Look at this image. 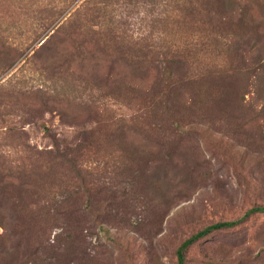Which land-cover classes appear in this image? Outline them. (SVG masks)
<instances>
[{"label":"rangeland","instance_id":"rangeland-1","mask_svg":"<svg viewBox=\"0 0 264 264\" xmlns=\"http://www.w3.org/2000/svg\"><path fill=\"white\" fill-rule=\"evenodd\" d=\"M23 1L11 9L0 0V47L3 36L26 47L0 61V236L10 246L0 264H175V249L192 233L264 205V99L252 88L242 96L222 89L217 104L191 90L197 111L190 118L177 126L159 121L122 71L84 79L71 63L64 72L65 56L45 58L100 0ZM22 11L30 12L24 27ZM43 16L46 26L38 24ZM33 26L42 32L21 37ZM146 28L135 23L117 42L159 43ZM220 57L215 64L187 59L191 74L183 80L197 89L200 73L220 62L221 74L241 71L232 75L241 79L243 66L229 62L235 54ZM56 147L79 148L74 165L44 166L41 154ZM58 204L78 214L54 218ZM183 264H264V212L196 239Z\"/></svg>","mask_w":264,"mask_h":264},{"label":"trees","instance_id":"trees-1","mask_svg":"<svg viewBox=\"0 0 264 264\" xmlns=\"http://www.w3.org/2000/svg\"><path fill=\"white\" fill-rule=\"evenodd\" d=\"M15 1L9 0L11 9ZM23 5L28 7L27 4ZM29 14V11L19 12L17 20L22 27L26 26L25 19ZM7 15V19L16 18V10ZM37 20L39 25L45 22L46 26L47 19L44 16ZM142 22L149 25L146 36L157 38L159 43L131 46L117 42L128 37L127 31L133 24L140 25ZM24 31L26 35L22 36ZM40 32L33 26L29 31L21 30L19 34L23 38L31 34L34 38ZM2 38V63L16 59L26 49L20 43L8 42L6 36ZM48 39L40 48L47 47ZM56 48L51 56L46 55L45 58L65 56L67 64L64 72L69 70V63L75 64L76 69L72 66L71 73L84 79L95 80L101 75L107 78L122 71L124 76L129 77V87L138 89L147 98L157 120L171 121L175 126L182 117L192 116L193 107L197 111L191 90L202 92V96L207 95L206 101L211 104L219 102L216 96L222 94V89L233 90L234 87L241 96L252 88L255 94L264 99V0H100V5L82 12L81 21L71 31L65 32ZM129 53L130 57L125 59ZM231 54H235V57L229 62L237 61L236 66L240 67L239 63L243 66L241 79L232 76L241 71L221 74L223 69H218L222 66L220 62L213 65L215 69L212 72L207 68L200 73L201 85L197 89L193 88L195 81H189V77L183 80L186 74H191L187 59L206 62L210 57L211 61H217L222 60L220 55L228 58ZM100 62L108 63L104 71L98 67ZM121 65L129 69L125 70ZM62 73L60 70L59 75ZM199 102H202L200 98ZM55 149L57 153L46 151L41 154H47L41 162L44 161V166L47 164L49 169L58 163L61 165L64 160L73 164L79 156V148L70 152H62L57 147ZM66 208L69 209L61 204L52 207V217L57 218L63 213L78 214L76 207L69 209V212ZM17 212L26 215L23 208H18ZM255 212H264V205L250 207L238 219L210 223L192 233L175 249V264L184 263L185 250L196 239L211 230L232 226ZM21 226L22 231H25L24 225ZM3 241L0 236V253L10 247Z\"/></svg>","mask_w":264,"mask_h":264},{"label":"water","instance_id":"water-1","mask_svg":"<svg viewBox=\"0 0 264 264\" xmlns=\"http://www.w3.org/2000/svg\"><path fill=\"white\" fill-rule=\"evenodd\" d=\"M41 42V40H39Z\"/></svg>","mask_w":264,"mask_h":264}]
</instances>
